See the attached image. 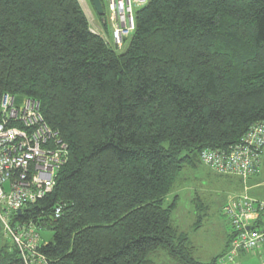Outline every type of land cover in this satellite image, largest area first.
I'll use <instances>...</instances> for the list:
<instances>
[{
  "label": "trees",
  "instance_id": "16d2710c",
  "mask_svg": "<svg viewBox=\"0 0 264 264\" xmlns=\"http://www.w3.org/2000/svg\"><path fill=\"white\" fill-rule=\"evenodd\" d=\"M121 49L79 0H0V123L5 94L36 100L69 150L52 193L19 220L53 233L51 264H156L159 250L218 264L232 230L199 262L168 198L185 169L206 166L202 152L227 153L264 122V0H149ZM0 264H24L10 241Z\"/></svg>",
  "mask_w": 264,
  "mask_h": 264
},
{
  "label": "built area",
  "instance_id": "2783aa9c",
  "mask_svg": "<svg viewBox=\"0 0 264 264\" xmlns=\"http://www.w3.org/2000/svg\"><path fill=\"white\" fill-rule=\"evenodd\" d=\"M148 1L106 0L103 6L106 20L111 24L113 46L121 49L134 33L136 11ZM1 113L0 223L24 264H51L41 251L43 240L37 225L19 220L18 211L22 210L23 214L28 206L52 193L59 173L69 160L68 145L46 124L36 100L25 99L17 104L14 97L5 94ZM201 161L220 175L244 181L258 176L264 163V122L253 125L240 144L227 153L205 150ZM262 213L264 202L247 194L228 200L223 215L229 219L234 233L228 252L218 264H234L247 253L264 264V222L258 224ZM61 214L62 207H56L54 218L59 219Z\"/></svg>",
  "mask_w": 264,
  "mask_h": 264
},
{
  "label": "rangeland",
  "instance_id": "374dc122",
  "mask_svg": "<svg viewBox=\"0 0 264 264\" xmlns=\"http://www.w3.org/2000/svg\"><path fill=\"white\" fill-rule=\"evenodd\" d=\"M79 1L90 22L92 31L100 32L99 35L111 42L112 28L109 19L107 24L110 36H108L107 32L105 34L103 31L101 21L97 18L90 1ZM105 2L106 0H104V4ZM127 45L119 52H125ZM20 103L18 102L17 104ZM229 177H221L203 165L198 166L197 170L185 169L178 179L173 193L168 198L171 201L175 196L179 197L178 207L172 215V223L180 232L188 236L194 247L193 256L199 262L208 263L220 255L225 249L227 237L231 234L229 221L223 215V208L229 199L241 195L242 191H239L240 188L237 185L240 179ZM242 181L245 186H243L245 189L243 194H250L249 196H251L252 192L254 197L260 201H264V165L257 177ZM259 184L261 186L257 187ZM200 209L204 216L200 227L196 229L195 225L201 216L199 213ZM41 237L45 244L53 241V233L51 231H42ZM7 241L9 239L3 234V228L0 223V246ZM150 258L156 264H177L163 250L152 254ZM234 264H260V260L252 253H247L241 256L240 259H237Z\"/></svg>",
  "mask_w": 264,
  "mask_h": 264
},
{
  "label": "water",
  "instance_id": "95a60500",
  "mask_svg": "<svg viewBox=\"0 0 264 264\" xmlns=\"http://www.w3.org/2000/svg\"><path fill=\"white\" fill-rule=\"evenodd\" d=\"M90 4L92 8L94 9L97 16L102 18V21L105 22V10L102 3V0H90ZM18 214H22V210L18 211Z\"/></svg>",
  "mask_w": 264,
  "mask_h": 264
},
{
  "label": "crops",
  "instance_id": "0c3cea01",
  "mask_svg": "<svg viewBox=\"0 0 264 264\" xmlns=\"http://www.w3.org/2000/svg\"><path fill=\"white\" fill-rule=\"evenodd\" d=\"M255 177H257V176H255ZM260 186H261V184L257 185V187H260ZM257 187H256V188H257ZM252 189H253V188H252ZM250 190H251V188H250ZM253 190H254V189H253ZM239 191H240V189H239ZM244 192H245V189H244V191L241 192V195H242ZM248 193H249V192H248ZM249 195H250V194H249ZM250 197H253L254 199L260 201L259 199H257L256 197L253 196V193H252V192H251V196H250ZM261 202H264V201H261ZM224 250H225V249H224ZM223 252H224V251H223ZM223 252H222V253H223ZM222 253H221V254H222ZM243 255H246V254H242L241 256H243ZM218 256H219V255H218ZM241 256H239L238 259H240Z\"/></svg>",
  "mask_w": 264,
  "mask_h": 264
},
{
  "label": "bare ground",
  "instance_id": "6f19581e",
  "mask_svg": "<svg viewBox=\"0 0 264 264\" xmlns=\"http://www.w3.org/2000/svg\"><path fill=\"white\" fill-rule=\"evenodd\" d=\"M263 165H264V163H263ZM224 176H229V175H224ZM253 178V177H252ZM226 217V216H225ZM227 218V217H226ZM227 220L229 221V219L227 218ZM229 225H230V228H231V230H232V235H233V233H234V231H233V229H232V226H231V224H230V222H229Z\"/></svg>",
  "mask_w": 264,
  "mask_h": 264
}]
</instances>
